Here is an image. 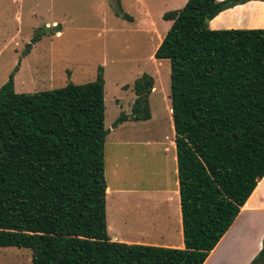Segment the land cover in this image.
I'll return each mask as SVG.
<instances>
[{
    "label": "trees",
    "instance_id": "16d2710c",
    "mask_svg": "<svg viewBox=\"0 0 264 264\" xmlns=\"http://www.w3.org/2000/svg\"><path fill=\"white\" fill-rule=\"evenodd\" d=\"M250 1L264 2L186 0L162 15L153 59L169 63L182 249L106 234L101 68L81 85L17 94L9 75L0 87V247L29 249L30 264H203L264 175V29L207 27ZM151 89L148 75L133 82V121L149 119Z\"/></svg>",
    "mask_w": 264,
    "mask_h": 264
},
{
    "label": "rangeland",
    "instance_id": "374dc122",
    "mask_svg": "<svg viewBox=\"0 0 264 264\" xmlns=\"http://www.w3.org/2000/svg\"><path fill=\"white\" fill-rule=\"evenodd\" d=\"M169 1L0 0V87L9 75L17 94L58 89L66 84L81 85L93 81L101 68L104 129L108 130L103 158L107 168L110 158L109 176L105 175L104 180L112 187H117L122 175V158L118 152L124 154L130 173L132 166L139 163L138 157L141 167L146 169L144 176L136 172L125 175V182L138 180L149 189L172 184L169 162L174 134L169 105V63L153 59L170 26L161 15L176 10L167 8ZM119 11L127 18L118 15ZM222 15L225 16L221 19ZM209 26L264 27V2L250 1L235 6L220 13ZM143 74L152 79L147 96L149 119L133 121L132 85ZM120 115L126 116L127 121L112 128ZM165 146L168 147L163 151ZM163 163L166 174L159 170ZM163 175H166L164 179ZM158 202V206L165 205L174 215L175 208L168 205L165 196L158 198ZM175 225V219L171 220V231ZM0 264H30V250L0 247Z\"/></svg>",
    "mask_w": 264,
    "mask_h": 264
},
{
    "label": "crops",
    "instance_id": "0c3cea01",
    "mask_svg": "<svg viewBox=\"0 0 264 264\" xmlns=\"http://www.w3.org/2000/svg\"><path fill=\"white\" fill-rule=\"evenodd\" d=\"M185 2L186 0H171L167 4V8L178 10L177 8H181ZM144 16L147 18L146 14ZM224 16L222 15L221 19ZM212 20L207 23V27L211 24ZM169 23L171 24V22ZM208 28L210 30L233 29L220 26H209ZM243 29H264V27H245ZM168 146L163 147V151ZM170 146L172 154L169 163L172 167L170 175L172 176L170 178L172 184H167V186L157 185L153 189L144 188L146 186L145 183L141 184L138 180H130L129 177L130 182H125L127 180L125 175H129L130 173V165L128 169L125 164L124 154L117 153L122 158L120 164L121 180L117 183V187H112L111 183L108 184L106 179L105 226L106 234L110 241L125 245H147L170 249L183 248L173 140ZM138 159L139 163L132 166V172H136L137 175L139 173V176H144L146 175V169L144 166L141 167L140 158L138 157ZM163 164L164 167H159V170L164 171L166 174L167 168L165 163ZM120 166L118 165L117 168H120ZM109 172L110 158L108 160V168L105 159L104 176H109ZM133 173L130 174L133 175ZM165 176L163 175V179ZM162 195L165 196L168 205H173L175 208L173 216L169 208L166 209L165 205H162L163 209L161 206H158V198L160 199ZM173 219H175L176 228L171 231L169 225ZM263 235L264 175L257 181L254 190L243 206L240 207L233 223L216 246L209 252L203 264H250L261 248Z\"/></svg>",
    "mask_w": 264,
    "mask_h": 264
},
{
    "label": "water",
    "instance_id": "95a60500",
    "mask_svg": "<svg viewBox=\"0 0 264 264\" xmlns=\"http://www.w3.org/2000/svg\"><path fill=\"white\" fill-rule=\"evenodd\" d=\"M256 264H264V261H260V262H258V263H256Z\"/></svg>",
    "mask_w": 264,
    "mask_h": 264
}]
</instances>
